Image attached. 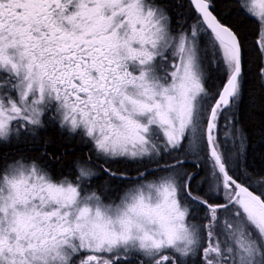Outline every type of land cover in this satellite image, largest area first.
<instances>
[{
  "label": "snow or ice",
  "instance_id": "snow-or-ice-1",
  "mask_svg": "<svg viewBox=\"0 0 264 264\" xmlns=\"http://www.w3.org/2000/svg\"><path fill=\"white\" fill-rule=\"evenodd\" d=\"M236 3L258 21V41L224 19L217 0H0V146L40 149L0 160V176L34 163L51 181H71L48 185L65 198L92 191L85 189L98 173L88 158L71 179L51 171L65 155L42 138L53 121L86 139L110 178L127 176L109 161L153 165L155 178L173 182L171 195L195 230L182 250L73 235L63 244L68 264H264V167L250 166L254 137L264 149V0ZM128 93L147 101L141 112L155 114V100L168 110L159 120L134 119ZM254 115L259 125L250 128ZM151 125L162 138L148 135Z\"/></svg>",
  "mask_w": 264,
  "mask_h": 264
},
{
  "label": "clouds",
  "instance_id": "clouds-1",
  "mask_svg": "<svg viewBox=\"0 0 264 264\" xmlns=\"http://www.w3.org/2000/svg\"><path fill=\"white\" fill-rule=\"evenodd\" d=\"M123 52L131 54L127 47ZM147 95L152 98L157 93L152 90ZM159 95L168 94L161 90ZM128 98L127 114L134 119L147 115L159 120V113L168 110L166 101L155 100L161 104L155 114L141 112L137 105L147 101L140 94L128 93ZM112 127L122 131V122L114 121ZM34 166L13 164L0 176V264H68L63 244L73 235L85 239L97 235L142 250L161 244L182 250L195 233L187 220L188 209L177 206L171 195L170 179L129 185L112 201H105L96 190L65 198L48 185L67 188L71 181H51L38 166L34 172Z\"/></svg>",
  "mask_w": 264,
  "mask_h": 264
},
{
  "label": "trees",
  "instance_id": "trees-1",
  "mask_svg": "<svg viewBox=\"0 0 264 264\" xmlns=\"http://www.w3.org/2000/svg\"><path fill=\"white\" fill-rule=\"evenodd\" d=\"M217 11L224 15V19L229 22L237 23L238 27L248 37L249 42L255 38L259 40L257 33L258 21L254 17L249 16L246 12L237 7L236 0H217ZM250 90L259 95L260 84L255 82L254 77L250 76ZM259 109H257V112ZM259 115H254L252 120L246 123L250 128L259 125ZM42 138L49 141L48 151L63 152L65 155L59 164H50L51 171L59 176L61 174L68 175L69 178H73L76 175L75 164L77 161L85 160L88 158L91 160V167L98 173L90 181L89 187H86V191L96 190L105 201L115 200L119 197L120 193L129 185H132L137 179L133 178L134 174L138 172V169L145 165L150 164L145 161L135 162L126 161L124 159H116L109 161L107 167L111 168L117 174L125 173L127 179H113L108 177L103 171H101L98 165H102L103 161H98L95 154L92 152V145L86 141V139L80 136L69 134L59 128L57 124L48 122L45 130L42 132ZM253 148L254 154L250 157V166L253 170L259 171L264 167V149L260 147V141L258 137H254ZM24 156H39L40 149L32 143L13 142L0 146V160L10 161L13 157L18 158L20 155ZM146 163V164H145ZM160 175L158 172H153L151 176L155 178ZM203 175V173H202ZM111 193V197L105 195V191Z\"/></svg>",
  "mask_w": 264,
  "mask_h": 264
},
{
  "label": "rangeland",
  "instance_id": "rangeland-1",
  "mask_svg": "<svg viewBox=\"0 0 264 264\" xmlns=\"http://www.w3.org/2000/svg\"><path fill=\"white\" fill-rule=\"evenodd\" d=\"M0 75H2V74H0ZM13 94H15V93H13ZM142 119H146V118H142ZM50 122L56 124V123L53 122V121H50ZM150 128H151V131L148 133V135H150V136H152V137L159 136V137L162 138L163 134H162V132L160 131V129H159V127H158L157 125H151ZM76 136H80V137L82 138V136L79 135V134H77ZM121 159H122V158H121ZM124 160H126V161H132V160H127V159H124ZM143 180H148V179H143ZM143 180H142V181H143ZM140 182H141V180H140V181H135L133 184L140 183ZM100 195H101V194H100ZM105 195H106L107 197L112 198V197H111V193H109L108 190L105 191ZM118 198H119V197H118ZM118 198H117V199H118ZM103 199H104V198H103ZM111 201H112V200H111Z\"/></svg>",
  "mask_w": 264,
  "mask_h": 264
},
{
  "label": "flooded vegetation",
  "instance_id": "flooded-vegetation-1",
  "mask_svg": "<svg viewBox=\"0 0 264 264\" xmlns=\"http://www.w3.org/2000/svg\"><path fill=\"white\" fill-rule=\"evenodd\" d=\"M153 168H154L153 165H150V166L145 165L144 167H141V169H138V172L136 174H134L133 178L137 179V181H140V179H139L140 174L144 173V178L143 179H152L153 177L151 176V174H153V172H154L152 170Z\"/></svg>",
  "mask_w": 264,
  "mask_h": 264
}]
</instances>
